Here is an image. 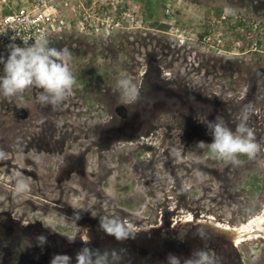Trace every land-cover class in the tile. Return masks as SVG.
I'll use <instances>...</instances> for the list:
<instances>
[{"label":"rangeland","instance_id":"obj_1","mask_svg":"<svg viewBox=\"0 0 264 264\" xmlns=\"http://www.w3.org/2000/svg\"><path fill=\"white\" fill-rule=\"evenodd\" d=\"M108 2L127 13L122 29L72 27L48 40L71 52L77 84L66 101L43 106L35 88L22 100L0 95V225L19 228L15 245L0 240V264H50L57 254L76 264L88 246L108 264H170L161 228L229 244L214 225L240 226L264 207V0ZM122 77L139 88L136 103H122ZM245 107L257 156L205 162L196 145L211 142L207 122L220 115L234 131ZM17 172L31 178L20 195ZM101 218L134 235L117 240ZM237 247L244 264H264V239Z\"/></svg>","mask_w":264,"mask_h":264},{"label":"clouds","instance_id":"obj_2","mask_svg":"<svg viewBox=\"0 0 264 264\" xmlns=\"http://www.w3.org/2000/svg\"><path fill=\"white\" fill-rule=\"evenodd\" d=\"M7 58L0 57L3 64V75H0V95L5 98L22 100L26 92L39 89L36 101L43 106L54 109L66 101L73 93L77 84L76 76L70 67L71 52L50 46L47 38L41 34L31 44L24 41L23 46L11 44ZM116 90L119 91L124 104H133L139 100L140 90L132 79L122 77L117 80ZM248 109L241 111V118L233 131L223 118L217 115L214 122H207L211 133V142L205 144L199 141L197 147L207 148L206 156L230 163H239L240 156L254 159L260 151V144L256 142L253 130L247 125ZM4 153L0 152V158ZM31 178L16 173V194L25 193ZM100 227L117 240H124L134 235L133 230L121 220L115 218H101ZM45 241V237H38ZM196 259H189L185 264H209L208 254L200 251ZM64 257L65 264H71V257L63 254L55 255L50 264H57L58 258ZM76 264H108L103 252L91 248H83L76 254ZM170 264H180L176 257H170Z\"/></svg>","mask_w":264,"mask_h":264},{"label":"built area","instance_id":"obj_3","mask_svg":"<svg viewBox=\"0 0 264 264\" xmlns=\"http://www.w3.org/2000/svg\"><path fill=\"white\" fill-rule=\"evenodd\" d=\"M102 1L100 4L99 0H0V57L7 58L11 44L23 46L24 41L31 44L41 34L49 40L72 27L86 32L93 26H101L105 33L122 29L127 21L123 7L118 12L110 11L112 1L110 4L108 0ZM257 28L251 26L250 39ZM201 43L215 48L209 36H204ZM254 47L258 51L257 44Z\"/></svg>","mask_w":264,"mask_h":264},{"label":"flooded vegetation","instance_id":"obj_4","mask_svg":"<svg viewBox=\"0 0 264 264\" xmlns=\"http://www.w3.org/2000/svg\"><path fill=\"white\" fill-rule=\"evenodd\" d=\"M147 231L151 232V230ZM160 231L162 234L156 240L160 243L168 244L169 246H167L166 249L171 250L173 256L179 259L180 264H185V261L189 259H196V254L200 251H204L208 254L209 264H244L237 246L245 241L236 243V236L232 234L228 235H231L234 241L227 244L221 242V240H208L206 236L199 231L195 233H183L179 229H175L173 225L161 228ZM261 233H263L262 239H264V231H261ZM158 241H154L148 245L150 250L155 251V254L161 248ZM232 243L236 247H233ZM122 247L123 246L119 244L118 248L121 251L123 250ZM87 248L90 247L88 246ZM122 252L125 253L127 251L124 250Z\"/></svg>","mask_w":264,"mask_h":264},{"label":"bare ground","instance_id":"obj_5","mask_svg":"<svg viewBox=\"0 0 264 264\" xmlns=\"http://www.w3.org/2000/svg\"><path fill=\"white\" fill-rule=\"evenodd\" d=\"M214 228H218L222 233L236 236V243L263 238L261 231H264V207L260 214L248 220L247 224L244 223L236 227L218 224L214 225Z\"/></svg>","mask_w":264,"mask_h":264},{"label":"trees","instance_id":"obj_6","mask_svg":"<svg viewBox=\"0 0 264 264\" xmlns=\"http://www.w3.org/2000/svg\"><path fill=\"white\" fill-rule=\"evenodd\" d=\"M220 11L221 10L218 9L216 13H219ZM206 152H207V150H206ZM200 156L202 157V159L205 162H214L213 158H210L208 156H204V153L200 154ZM242 157L245 158L246 156H242ZM7 227H8L7 224L0 225V240H7V241H10L11 243H13V245H15V242L17 241V239H18L17 237L18 236H17V233L16 234H14V233L17 232L19 230V228L17 229V228L12 226V228L8 227L9 229H7ZM18 233H19V231H18Z\"/></svg>","mask_w":264,"mask_h":264},{"label":"water","instance_id":"obj_7","mask_svg":"<svg viewBox=\"0 0 264 264\" xmlns=\"http://www.w3.org/2000/svg\"><path fill=\"white\" fill-rule=\"evenodd\" d=\"M227 238V236H225ZM230 241V240H229Z\"/></svg>","mask_w":264,"mask_h":264}]
</instances>
